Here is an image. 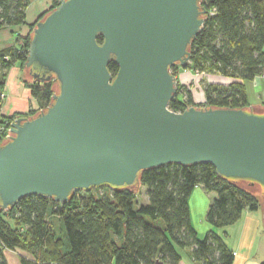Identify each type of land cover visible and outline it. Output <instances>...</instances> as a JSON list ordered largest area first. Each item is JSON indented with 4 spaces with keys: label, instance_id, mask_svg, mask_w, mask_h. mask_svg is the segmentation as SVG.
<instances>
[{
    "label": "water",
    "instance_id": "95a60500",
    "mask_svg": "<svg viewBox=\"0 0 264 264\" xmlns=\"http://www.w3.org/2000/svg\"><path fill=\"white\" fill-rule=\"evenodd\" d=\"M204 13L200 0H61L37 20L25 78L55 90L0 144V209L29 195L63 203L94 187L134 189L143 170L167 163H210L263 200V110L168 108L170 67L190 60Z\"/></svg>",
    "mask_w": 264,
    "mask_h": 264
},
{
    "label": "trees",
    "instance_id": "16d2710c",
    "mask_svg": "<svg viewBox=\"0 0 264 264\" xmlns=\"http://www.w3.org/2000/svg\"><path fill=\"white\" fill-rule=\"evenodd\" d=\"M60 1L53 0L40 13L29 25L27 35H16L15 44L0 47V95L12 65L18 62L26 69L24 62L34 23ZM29 2L0 0V28L24 24ZM200 7L205 9V19L190 43V60L170 70L175 77L177 70L184 68L219 74L231 81L224 85L206 83L201 103L193 102L190 90L178 85L168 108H249L247 83L264 74V0H200ZM97 41L102 43L103 37L99 35ZM107 67L114 77L117 64L111 61ZM24 83L40 109L49 104L55 90L53 80L30 78ZM2 105L0 96V110ZM39 108L9 115L0 111V127L17 117L33 116ZM139 182L147 197L143 204H137L136 188L102 186L94 187L101 192L97 195L92 193L93 188L74 191L63 203L29 195L9 209H0V264H7L5 249L27 254L19 256L21 264H180V249L184 248L199 264L233 263L234 252L225 242L226 233L219 234L218 229L238 221L244 210L258 208L260 197L245 183L219 176L210 163H167L143 170ZM197 185L214 194L205 215L211 228L202 238L191 223L188 205L189 195ZM50 216L58 218L61 234L53 229Z\"/></svg>",
    "mask_w": 264,
    "mask_h": 264
},
{
    "label": "crops",
    "instance_id": "0c3cea01",
    "mask_svg": "<svg viewBox=\"0 0 264 264\" xmlns=\"http://www.w3.org/2000/svg\"><path fill=\"white\" fill-rule=\"evenodd\" d=\"M52 1L53 0H30L28 6L25 9V23L10 27L11 32L14 34V37L10 41L12 44H15L14 38L16 37V35L25 36L28 34L30 29L29 25L37 19V17L40 15L41 12L46 10L51 5ZM2 28H0V43L4 42L6 39H9L10 37L8 31L7 33H2L3 30ZM23 70L24 68H22L18 62H16L7 72L6 82L3 88L4 89L3 94L5 95V97L1 108L2 111L3 108H6L7 111L5 112L3 111L5 114H11L13 112L25 113L29 109L38 108L37 100L31 95L29 88L24 83V81H27L25 78V71H24V77H21V73ZM229 82L230 81H228L227 83ZM251 83L254 86L251 87L253 93L257 92L256 87L258 85L259 87H261L262 92H264V80L258 77V78H254V80L251 81ZM247 94H248V89H247ZM194 100L197 103H201L203 102L204 98L198 96ZM263 223H264V205L262 207V210H259L257 208L255 212L251 210H244L240 219L235 223H233V224H237L236 225L237 227L235 229L236 230L235 239H234L235 241H233L231 245L229 243L230 241L229 235L226 234L225 237L226 244L234 252V260L232 264H259L260 262H262L261 258H259L255 253V247H256V238L260 231L261 224L262 227L264 226ZM257 248L258 247H256V249ZM15 251L17 250H11V249L4 250V256L6 258L7 264H21L19 256L24 254L20 253L19 256H16V254L14 253ZM187 256H188L187 257L188 264H199L192 260L190 253H188ZM180 264H187V263H184V260H182Z\"/></svg>",
    "mask_w": 264,
    "mask_h": 264
},
{
    "label": "rangeland",
    "instance_id": "374dc122",
    "mask_svg": "<svg viewBox=\"0 0 264 264\" xmlns=\"http://www.w3.org/2000/svg\"><path fill=\"white\" fill-rule=\"evenodd\" d=\"M12 26H5V28H2V33H7L9 36V39H6L4 42L0 43V46L5 47L7 45L11 46L12 43L10 42L12 40V38L14 37V34L11 32V28ZM7 29V30H6ZM22 67V66H21ZM23 68V67H22ZM181 73V74H180ZM218 75V76H217ZM21 77H24V70L21 73ZM177 83H176V87H178V85H183L185 86L187 89L190 90L191 94H192V99L193 102L195 101L194 99L198 96H200L201 98H204V94H203V88L205 86L206 83H217V84H228V81H231V79L226 78L225 76H222L219 74H210V73H206L204 72H196L194 70H187L184 68H180L179 70H177ZM254 80V79H253ZM252 80V81H253ZM254 87L252 85L251 82L247 83V89H248V99L250 100L251 104H250V108H252L253 110H263L264 111V92H262L261 87H259V85L256 87L257 88V95L256 93H253L252 88ZM4 93V89L2 94L0 95L2 97V99L4 100L5 95ZM40 107V104H38V108ZM40 109V108H39ZM37 109V110H39ZM1 113L4 111H7L6 108H3V111L0 110ZM3 112L4 115H9V114H5ZM14 113V112H13ZM12 114V113H11ZM12 122V121H11ZM11 122H6L4 123V128H7ZM8 123V124H7ZM1 128V127H0ZM2 137V135H1ZM108 190H104L103 193H108ZM136 193H137V204H143L147 202V197L145 195V188L138 186L135 189ZM253 192V191H252ZM92 193L97 195L100 194L101 192L96 189L93 188L92 189ZM256 195H259L260 193L255 191L253 192ZM214 197V194L211 192H207L204 190V188L200 185L195 186L188 198V205H189V212H190V220L191 223L194 227V229L197 232L198 237L202 238L206 232L211 228L210 224L207 222L205 215L208 209V205L210 204L212 198ZM137 204H135L137 206ZM264 205V199H260L259 202V206L258 209L262 210V207ZM253 212H255L256 210H251ZM49 220L51 222V225L53 227V229L55 230V232L57 234H61V223L59 222L58 218L55 216H50ZM264 224V223H263ZM237 224H230L228 226H225L223 228H219L218 229V233L224 235L225 233L227 235H229V243L232 245V242L235 241V232H236V226ZM239 225V224H238ZM225 232V233H224ZM226 237V235H225ZM256 247H258V251L256 249ZM256 247H255V253L256 255L261 258V260H264V226L262 227V224L260 226V231L258 233V236L256 238ZM16 254V256H19L20 253L25 254L24 252H20V251H15L14 252ZM190 253L188 248H184V249H180V254L183 257L184 263L188 264V259H187V254Z\"/></svg>",
    "mask_w": 264,
    "mask_h": 264
},
{
    "label": "built area",
    "instance_id": "2783aa9c",
    "mask_svg": "<svg viewBox=\"0 0 264 264\" xmlns=\"http://www.w3.org/2000/svg\"><path fill=\"white\" fill-rule=\"evenodd\" d=\"M258 77L260 79L264 80V74L257 75L255 78H258ZM10 127H11V123H10V125L7 128H4V127H1L0 128V133L2 135V139L3 138H7V135L8 136L11 135V129H10Z\"/></svg>",
    "mask_w": 264,
    "mask_h": 264
}]
</instances>
